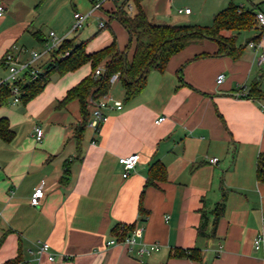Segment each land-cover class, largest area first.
Instances as JSON below:
<instances>
[{"label": "crops", "instance_id": "obj_1", "mask_svg": "<svg viewBox=\"0 0 264 264\" xmlns=\"http://www.w3.org/2000/svg\"><path fill=\"white\" fill-rule=\"evenodd\" d=\"M0 3L5 7L0 83L8 77L2 62L8 51L20 61L30 60V50L52 43L51 32L68 34L75 12L88 14L93 6V0L90 5L88 0ZM123 3L107 1L89 15L75 42L85 41L92 52L116 37L119 47L127 48L132 37L114 15ZM231 3L264 13V0H143L142 7L156 23L211 26ZM92 17L106 23L100 27L99 22L97 34L106 30L88 38L85 25ZM250 41H259L264 50V27L258 21L236 35V49L242 47L238 56L219 54L220 44L211 38L192 42L164 70H151L145 89L131 100L115 79L108 95L123 108L107 110L108 120L95 134L88 126L90 107L80 139V102L57 105L92 73L89 63L51 78L27 103L0 107V118H7L14 131L11 141L0 137V264H264V182L257 179L258 158L264 154V97L248 98L257 82L264 93V65L258 64ZM133 52L134 45L129 58ZM220 74L225 77L219 83ZM37 125L44 130L41 141L35 137ZM132 154L140 160L124 178L119 159ZM213 157L217 163L209 161ZM154 163L165 166L166 178L156 174L147 185ZM42 182L46 195L33 206L32 193ZM224 195L226 208L215 223L214 209ZM203 212L208 224L201 235ZM124 226L143 228L136 244L109 245L122 240L117 227ZM259 234L263 243L256 249ZM44 241L56 256L54 263L36 253ZM151 244L159 250L140 253Z\"/></svg>", "mask_w": 264, "mask_h": 264}, {"label": "trees", "instance_id": "obj_2", "mask_svg": "<svg viewBox=\"0 0 264 264\" xmlns=\"http://www.w3.org/2000/svg\"><path fill=\"white\" fill-rule=\"evenodd\" d=\"M132 1L135 8L133 14L125 8V3L120 5L118 10L114 12L116 18L132 37V41L127 48L121 49L115 37L111 43L103 48L89 52L85 41L76 43L75 38H67L55 52V55H57L61 51L70 49V54L67 57L57 59L53 56L47 62L50 63L49 66L39 77L18 82L21 90V101L27 103L40 94L50 82L53 74L65 75L89 63L92 73L71 87L57 105L58 108H65L73 100L80 102L83 121L78 125L76 131V137L80 139L87 125L91 107L90 98L108 94L115 76H118L124 86L125 98L131 100L145 89L147 76L151 70H164L169 60L192 42L211 38L219 42V54L228 53L238 56L237 52L242 47L236 49V35L243 30L254 27L257 23V12L241 10L234 3L217 13L211 26L156 23L149 19L143 9V0ZM223 31H233L234 34L228 37L223 34ZM133 45V56L129 58V51ZM98 67H102L103 72L96 77L95 70ZM259 88V83H255L248 98L255 95L264 97V93ZM12 98V88L7 83L1 82L0 107L10 103ZM0 137L5 141H11L14 138V131L10 127L7 118H0ZM156 174L162 179L166 178V168L162 163L153 164L147 185L154 183ZM257 179L264 182V154H261L258 158ZM225 208L226 197L224 195L214 209L216 214L215 223L224 213ZM207 224L208 217L203 212V221L199 228L201 235L206 233ZM119 229L123 240L133 228L129 226L117 227V230Z\"/></svg>", "mask_w": 264, "mask_h": 264}, {"label": "built area", "instance_id": "obj_3", "mask_svg": "<svg viewBox=\"0 0 264 264\" xmlns=\"http://www.w3.org/2000/svg\"><path fill=\"white\" fill-rule=\"evenodd\" d=\"M107 1H116V0H93V6L92 10L88 14H83L80 12H75L74 14V24L72 26V29L70 30V33H77L80 29L83 28L86 18L93 14L94 12L101 10L103 8V5ZM126 9L132 13L134 10V4L132 0H123ZM5 12V7L3 4L0 3V15H3ZM179 12H186L190 13V8H180ZM256 18L258 21V24L260 27H264V13L262 11H257ZM106 23L105 21L100 22V27H105ZM50 36L52 37L53 42L52 43H46L44 47L43 52H39L37 50L31 51V59L29 61H20L16 58L15 54L10 50L8 51L5 56L2 59V62L6 65L8 70V77L2 81L4 83H7L13 91V103H20L21 102V90L20 86L18 84L19 81L23 80L26 81L27 79H36L39 77L47 68L46 65L47 62H44L42 59L44 57H48V60L53 58L61 59L65 58L70 54V49H66L65 51H61L57 55H55L56 50L59 49V47L62 45L65 39L68 38V34L63 35L61 37L57 36L55 32H51ZM249 47H251L256 53H257V62L260 66L264 65V50L262 49V45L259 41H250L248 43ZM47 63V64H46ZM46 64V65H45ZM103 72L102 67H98L95 70V76L97 77ZM224 74H220L217 77V81L220 83L224 80ZM118 76H115L113 78V81L117 79ZM241 95H246L243 91H240ZM90 106L91 112L90 117L88 119V126L94 131L95 134L99 133L101 126L103 123H105L108 120V113L107 110L110 109H118L121 110L123 108V102L114 100L112 97H110L108 94L104 96H92L90 98ZM262 109L264 111V103L262 104ZM164 117H160L156 122L160 123ZM35 137L38 141H41L44 137V130L41 126L37 125L35 127ZM93 143L96 142L95 139L92 141ZM140 160L139 154H132L129 156L120 157L119 161L122 166L123 170V177L127 178L131 174V172L135 169V166ZM218 157L210 158L209 161L211 163H217ZM46 195L45 185L44 182H42L39 186H37L31 196V204L33 206L40 205L42 199ZM143 231V228L133 229L128 236L125 237L123 240H110L108 242L109 245L111 244H117V243H124L128 245L129 247L136 244V236L138 233ZM263 243V235L259 234L255 238V248L260 249ZM158 244H151L149 246L144 245L140 249V253L144 254H150L153 251L159 250ZM51 245L49 242L44 241L37 244L36 247V253L39 255V257H42L44 255H47V258L50 262L56 261V256L50 252Z\"/></svg>", "mask_w": 264, "mask_h": 264}, {"label": "rangeland", "instance_id": "obj_4", "mask_svg": "<svg viewBox=\"0 0 264 264\" xmlns=\"http://www.w3.org/2000/svg\"><path fill=\"white\" fill-rule=\"evenodd\" d=\"M88 5H90V0H88ZM135 9V8H134ZM135 12V11H134ZM92 18H94V17H92ZM88 22H92V23H90L89 24V26H87L88 24H86L85 25V28H86V32L87 33H89L88 34V38H90V37H97L102 31H105L106 29H103L99 34H97V32L100 30L99 28H98V26H99V20L97 19V18H94V19H92V20H89ZM73 26V25H72ZM72 29V27L69 29V31ZM45 30H47V32H49V30H50V28H48V29H45ZM56 30V29H55ZM69 31H67V32H69ZM81 31V30H80ZM83 31V30H82ZM56 32V34H57V36H59V37H61V36H63V34H59L58 32H60V31H58V30H56L55 31ZM69 35H71V36H74V38L77 36V34L78 33H71L70 34V32L68 33ZM33 50H37V51H39V52H43L44 51V48H42V49H40V47L39 48H37V49H33ZM31 51L32 50H30V53H31ZM26 61H29V59H27ZM9 74V73H8ZM57 77H59V75L58 74H53V76H52V79H57ZM22 102V101H21ZM21 102H20V104H21ZM23 103V102H22ZM13 104H18V103H13V100L11 99V101H10V103H9V105H6V106H4L2 109H9V108H11V107H13Z\"/></svg>", "mask_w": 264, "mask_h": 264}, {"label": "water", "instance_id": "obj_5", "mask_svg": "<svg viewBox=\"0 0 264 264\" xmlns=\"http://www.w3.org/2000/svg\"><path fill=\"white\" fill-rule=\"evenodd\" d=\"M49 64H50V63H48V64L46 65V67H48V66H49Z\"/></svg>", "mask_w": 264, "mask_h": 264}]
</instances>
